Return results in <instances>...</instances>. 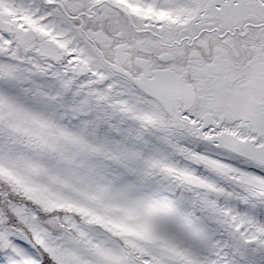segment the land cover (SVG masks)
<instances>
[{"label":"snow or ice","instance_id":"obj_1","mask_svg":"<svg viewBox=\"0 0 264 264\" xmlns=\"http://www.w3.org/2000/svg\"><path fill=\"white\" fill-rule=\"evenodd\" d=\"M0 264H264V0H0Z\"/></svg>","mask_w":264,"mask_h":264}]
</instances>
